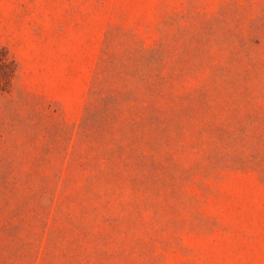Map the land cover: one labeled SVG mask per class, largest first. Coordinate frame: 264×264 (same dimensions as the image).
Masks as SVG:
<instances>
[{"label":"rangeland","instance_id":"374dc122","mask_svg":"<svg viewBox=\"0 0 264 264\" xmlns=\"http://www.w3.org/2000/svg\"><path fill=\"white\" fill-rule=\"evenodd\" d=\"M0 264H264V0H0Z\"/></svg>","mask_w":264,"mask_h":264},{"label":"trees","instance_id":"16d2710c","mask_svg":"<svg viewBox=\"0 0 264 264\" xmlns=\"http://www.w3.org/2000/svg\"><path fill=\"white\" fill-rule=\"evenodd\" d=\"M16 73V63L7 54L4 48H0V90L9 89L11 81Z\"/></svg>","mask_w":264,"mask_h":264}]
</instances>
